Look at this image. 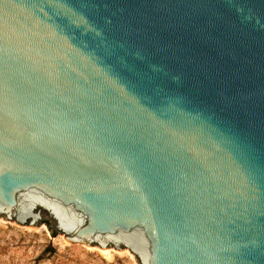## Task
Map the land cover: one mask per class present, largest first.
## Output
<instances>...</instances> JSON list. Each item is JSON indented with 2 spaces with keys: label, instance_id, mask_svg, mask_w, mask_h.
I'll return each instance as SVG.
<instances>
[{
  "label": "water",
  "instance_id": "water-1",
  "mask_svg": "<svg viewBox=\"0 0 264 264\" xmlns=\"http://www.w3.org/2000/svg\"><path fill=\"white\" fill-rule=\"evenodd\" d=\"M2 217L264 264V0H0Z\"/></svg>",
  "mask_w": 264,
  "mask_h": 264
},
{
  "label": "rangeland",
  "instance_id": "rangeland-1",
  "mask_svg": "<svg viewBox=\"0 0 264 264\" xmlns=\"http://www.w3.org/2000/svg\"><path fill=\"white\" fill-rule=\"evenodd\" d=\"M52 223L29 227L0 218V264H140L128 249L70 243Z\"/></svg>",
  "mask_w": 264,
  "mask_h": 264
},
{
  "label": "bare ground",
  "instance_id": "bare-ground-1",
  "mask_svg": "<svg viewBox=\"0 0 264 264\" xmlns=\"http://www.w3.org/2000/svg\"><path fill=\"white\" fill-rule=\"evenodd\" d=\"M101 250H107V249H101Z\"/></svg>",
  "mask_w": 264,
  "mask_h": 264
}]
</instances>
